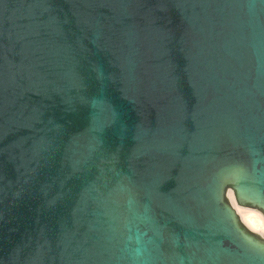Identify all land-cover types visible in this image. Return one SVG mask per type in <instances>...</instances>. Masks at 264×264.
<instances>
[{
	"label": "water",
	"instance_id": "water-1",
	"mask_svg": "<svg viewBox=\"0 0 264 264\" xmlns=\"http://www.w3.org/2000/svg\"><path fill=\"white\" fill-rule=\"evenodd\" d=\"M264 0H0V264H264Z\"/></svg>",
	"mask_w": 264,
	"mask_h": 264
},
{
	"label": "bare ground",
	"instance_id": "bare-ground-1",
	"mask_svg": "<svg viewBox=\"0 0 264 264\" xmlns=\"http://www.w3.org/2000/svg\"><path fill=\"white\" fill-rule=\"evenodd\" d=\"M226 197L242 225L264 239V215L256 209L237 205L231 190L226 192Z\"/></svg>",
	"mask_w": 264,
	"mask_h": 264
},
{
	"label": "rangeland",
	"instance_id": "rangeland-1",
	"mask_svg": "<svg viewBox=\"0 0 264 264\" xmlns=\"http://www.w3.org/2000/svg\"><path fill=\"white\" fill-rule=\"evenodd\" d=\"M228 190H230V189H227V191H228ZM227 191H226V192H227ZM226 199H227V197H226ZM227 201H228V199H227ZM228 203H229V201H228Z\"/></svg>",
	"mask_w": 264,
	"mask_h": 264
}]
</instances>
